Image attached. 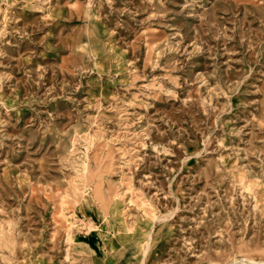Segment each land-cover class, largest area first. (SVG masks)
Listing matches in <instances>:
<instances>
[{
  "label": "rangeland",
  "instance_id": "obj_1",
  "mask_svg": "<svg viewBox=\"0 0 264 264\" xmlns=\"http://www.w3.org/2000/svg\"><path fill=\"white\" fill-rule=\"evenodd\" d=\"M120 258L264 264V0H0V264Z\"/></svg>",
  "mask_w": 264,
  "mask_h": 264
},
{
  "label": "bare ground",
  "instance_id": "obj_2",
  "mask_svg": "<svg viewBox=\"0 0 264 264\" xmlns=\"http://www.w3.org/2000/svg\"><path fill=\"white\" fill-rule=\"evenodd\" d=\"M74 142V141H73ZM72 142V143H73ZM67 147V146H66ZM103 188V187H102ZM73 189V188H72ZM84 189V188H83ZM104 189V188H103ZM106 190V189H105ZM101 192V191H100ZM121 193V192H120ZM122 195V194H121ZM116 196V195H115ZM113 198V197H112ZM101 199V198H100ZM80 200V199H79ZM108 200V199H107ZM113 200V199H112ZM101 201V200H100ZM107 204V203H106ZM90 205V204H89ZM94 206V205H93ZM101 206V205H100ZM109 206V205H108ZM91 207V206H90ZM89 207V208H90ZM87 210V209H86ZM95 213L97 214V211L95 210ZM123 209L120 207L119 205V201H113L111 204H110V210H109V218H108V223L111 224L112 226H115L117 225V222H119V229H121L122 231H124L125 233H129L131 232V228H130V225L129 224H126L125 223V220H124V215L125 213L123 214ZM127 213V212H126ZM102 216V215H101ZM97 217V216H96ZM167 218V217H166ZM161 219V218H159ZM163 219V218H162ZM97 220V219H96ZM141 219L139 221H137V228L141 229L142 232V235H143V238L148 235L149 237L151 236L150 232H151V227L152 226H149V223L146 220H143L141 221ZM143 226H142V224ZM149 226V227H147ZM147 227V228H146ZM156 229V228H155ZM69 237V236H68ZM147 247V246H146ZM67 250V249H66ZM146 251V250H145ZM145 254V253H144ZM125 257V256H124ZM244 259V258H243ZM236 260V259H235ZM250 260V259H249ZM248 261V260H247ZM262 261V260H261ZM233 262V261H232ZM239 260H236L235 262H233L232 264H235V263H238ZM253 262V260H252ZM255 263V261H254ZM264 263V262H263ZM127 264H137L136 261H134L133 259H129L127 261ZM221 264V263H220Z\"/></svg>",
  "mask_w": 264,
  "mask_h": 264
},
{
  "label": "crops",
  "instance_id": "obj_3",
  "mask_svg": "<svg viewBox=\"0 0 264 264\" xmlns=\"http://www.w3.org/2000/svg\"><path fill=\"white\" fill-rule=\"evenodd\" d=\"M102 246H104L105 248L103 249V248H101L102 250H100L99 248L100 247H102ZM102 246H98L97 248H95V250L96 251H98V252H101V251H103V253H104V251L108 248V249H110V250H113V249H115L116 247H114V248H109V245H106V244H104V245H102ZM127 249L126 248H123L122 246H120V247H117V249H115V251H120V252H122V251H126ZM105 254V253H104ZM102 256V255H101ZM100 257V256H99ZM101 258V257H100ZM103 260L104 261H107V256H106V254H105V257H103ZM113 259H110V262L112 261ZM108 264V263H107ZM115 264H127V261H121V258H120V260L117 262V263H115Z\"/></svg>",
  "mask_w": 264,
  "mask_h": 264
}]
</instances>
